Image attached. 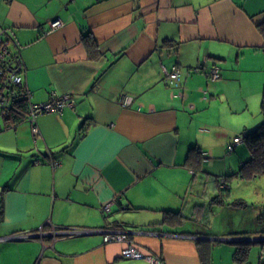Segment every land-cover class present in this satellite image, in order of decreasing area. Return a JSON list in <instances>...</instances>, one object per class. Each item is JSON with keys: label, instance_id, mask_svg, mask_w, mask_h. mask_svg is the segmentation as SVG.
Listing matches in <instances>:
<instances>
[{"label": "crops", "instance_id": "crops-1", "mask_svg": "<svg viewBox=\"0 0 264 264\" xmlns=\"http://www.w3.org/2000/svg\"><path fill=\"white\" fill-rule=\"evenodd\" d=\"M55 19L63 25L49 31ZM263 20L264 0H0V33L17 42L30 101L76 100L38 114V133L27 116L0 115V264H152L126 256L131 243L163 264H238L239 239L252 241L245 264H262L263 210L239 216L248 203L233 205L243 198L233 184L264 175L241 170L244 141L227 144L263 119ZM173 65L179 81L167 82ZM199 65L207 70L191 72ZM251 188L246 197L258 195ZM71 227L127 240L52 234Z\"/></svg>", "mask_w": 264, "mask_h": 264}, {"label": "built area", "instance_id": "built-area-1", "mask_svg": "<svg viewBox=\"0 0 264 264\" xmlns=\"http://www.w3.org/2000/svg\"><path fill=\"white\" fill-rule=\"evenodd\" d=\"M63 25L61 19H55L50 21V29L54 30L59 26ZM15 40L6 28H3L0 33V115L8 114L17 106L18 102L27 101L26 116L31 118L33 121V131L39 132V127L35 123V118L38 114L51 112V111H62L65 107L74 108L76 100L70 93L57 94L53 92L47 101L33 103L30 101L31 90L27 86L25 81V64L22 55L16 48L11 45V40ZM17 44L16 40L14 41ZM18 47V45H16ZM207 70L204 65L194 67L192 71H203ZM209 76L211 79L216 80L221 77V71L219 66L213 65L208 69ZM181 70L178 65H173L171 68L165 69V80L167 82L179 81ZM123 104L130 102L128 95H123L121 98ZM1 127V126H0ZM243 141V135H236L232 141L227 144V151L232 152L237 144ZM223 185L226 183L225 178H221ZM104 212L111 210V203H105L101 206ZM102 232L104 235V241H116V240H127L126 232L119 229H94V228H64L62 230H56L55 232H62L63 234H81L85 232ZM35 234H42V230L36 232H22L6 236V239L13 238H30L35 237ZM124 254L130 257H146L152 264H163V260L154 254L145 255L141 249L137 248L134 244L124 250ZM261 258H264V252L261 253Z\"/></svg>", "mask_w": 264, "mask_h": 264}, {"label": "trees", "instance_id": "trees-1", "mask_svg": "<svg viewBox=\"0 0 264 264\" xmlns=\"http://www.w3.org/2000/svg\"><path fill=\"white\" fill-rule=\"evenodd\" d=\"M257 27L264 37V20L257 24ZM90 50L94 47V41L87 38ZM170 40H166L165 44L170 45ZM27 101L18 102L17 106L7 115L12 121H18L26 116ZM261 112L263 115L262 122L254 129L245 131L242 133L244 142L247 144L250 150V158L242 165L241 170L248 175H264V89L262 94ZM194 155L200 159L201 150L197 147H192L189 156ZM218 200L223 202L220 195H216L212 198V201ZM235 206L246 205L243 199H236L233 202ZM165 218H173L177 214V211L166 209ZM263 242V241H261ZM252 246V241L249 239H239L235 241L234 260L238 264L248 263L249 252ZM261 256V255H260ZM262 264H264V258H262Z\"/></svg>", "mask_w": 264, "mask_h": 264}, {"label": "rangeland", "instance_id": "rangeland-1", "mask_svg": "<svg viewBox=\"0 0 264 264\" xmlns=\"http://www.w3.org/2000/svg\"><path fill=\"white\" fill-rule=\"evenodd\" d=\"M263 120V119H262ZM262 122V121H261ZM257 127V126H256ZM254 127V128H256ZM253 128V129H254ZM221 160L224 161L225 157L221 156L220 158ZM250 185L252 186H255L258 188V195L256 194H253L252 196H247L246 197V194L250 193V190H252V188L250 189ZM233 192L235 194H237V192H243V195L242 197L244 198L245 202L248 203V206L242 210H240L238 212V215L239 216H243V215H251L252 212L254 211H259V214H261V210H263V213H264V209L262 207H260V205H262L264 203V180H256V181H253L251 183H246V188L244 190V187L242 188V190L240 189V187L237 185V183L235 182L233 184ZM237 197V196H236ZM234 197V199L236 198ZM242 198V199H243ZM243 207V206H241ZM240 219H242V217H238ZM259 246V245H258Z\"/></svg>", "mask_w": 264, "mask_h": 264}, {"label": "water", "instance_id": "water-1", "mask_svg": "<svg viewBox=\"0 0 264 264\" xmlns=\"http://www.w3.org/2000/svg\"><path fill=\"white\" fill-rule=\"evenodd\" d=\"M94 233H97V232H85V233H81V234H79V235H89V234H94ZM52 234L54 235V236H60V235H62L63 233L62 232H52ZM42 234H35V237H40ZM65 235V234H64Z\"/></svg>", "mask_w": 264, "mask_h": 264}, {"label": "bare ground", "instance_id": "bare-ground-1", "mask_svg": "<svg viewBox=\"0 0 264 264\" xmlns=\"http://www.w3.org/2000/svg\"><path fill=\"white\" fill-rule=\"evenodd\" d=\"M243 141H244V139H243ZM243 141H242V142H243ZM260 255H261V254H260Z\"/></svg>", "mask_w": 264, "mask_h": 264}]
</instances>
